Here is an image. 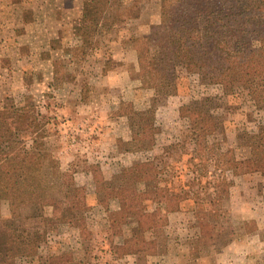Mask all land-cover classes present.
<instances>
[{"label": "rangeland", "instance_id": "rangeland-1", "mask_svg": "<svg viewBox=\"0 0 264 264\" xmlns=\"http://www.w3.org/2000/svg\"><path fill=\"white\" fill-rule=\"evenodd\" d=\"M205 1L245 16L207 37L264 62V0ZM179 9L0 0V264H264V168L225 161L264 156V69L235 75L211 42L159 49Z\"/></svg>", "mask_w": 264, "mask_h": 264}, {"label": "trees", "instance_id": "trees-1", "mask_svg": "<svg viewBox=\"0 0 264 264\" xmlns=\"http://www.w3.org/2000/svg\"><path fill=\"white\" fill-rule=\"evenodd\" d=\"M180 4V9L175 13L174 16V29L170 33L156 34L152 39H157L159 49H170L172 51L179 49L180 51L186 48H192L194 51H199L203 45H207L211 42L212 47H215L223 55L230 56V66L231 71L235 75L243 76L244 78H256L259 74V69H264V62L257 54V51L247 44H235L233 46V40L229 37L223 35L224 30L219 31L222 33L221 36L211 35L213 38L207 37L211 34L212 30L218 29L224 25L241 27L245 22V16L242 14L234 13L229 15H222L220 17L215 16L208 10L207 3L205 0H178ZM259 20V30L260 33L264 32V11L256 12ZM201 21V24H200ZM183 23L192 24L193 28L189 26H184L181 28ZM204 33V36H203ZM206 33H208L206 35ZM203 39H205L206 44H204ZM199 114V110H192L191 112ZM204 119L201 123L202 131L214 126L213 120L210 119V114H204ZM196 146L194 151L200 159L206 158L207 156H202L201 152L208 148V145L201 143L199 138L196 140ZM226 150L225 152H229ZM252 154H263L259 147L256 146L252 150ZM221 163H224L223 154ZM226 163L229 164L230 168H238L243 170L242 167L253 168L254 163L258 167L264 168V156L261 157H248L244 159H225ZM36 163V160H34ZM148 161L138 162L136 164H148ZM132 170H135L132 168ZM147 170V169H145ZM135 172H138L135 170ZM226 187V186H225ZM153 198L156 201L164 200L166 203H178L182 199L181 195L168 194L167 190L157 186L153 190ZM123 201V199L120 197ZM11 229H0V233L8 234ZM10 235V233H9ZM9 249L5 248V253L7 254ZM13 255V254H7Z\"/></svg>", "mask_w": 264, "mask_h": 264}, {"label": "crops", "instance_id": "crops-1", "mask_svg": "<svg viewBox=\"0 0 264 264\" xmlns=\"http://www.w3.org/2000/svg\"><path fill=\"white\" fill-rule=\"evenodd\" d=\"M13 2V5L16 7V3L14 2V1H12ZM15 11H16V9H15ZM3 38H0V44L2 43V40Z\"/></svg>", "mask_w": 264, "mask_h": 264}]
</instances>
